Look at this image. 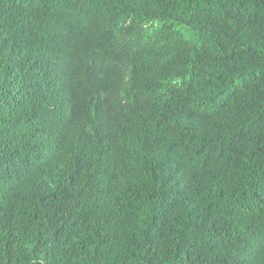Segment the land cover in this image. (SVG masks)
Returning <instances> with one entry per match:
<instances>
[{"label":"trees","instance_id":"1","mask_svg":"<svg viewBox=\"0 0 264 264\" xmlns=\"http://www.w3.org/2000/svg\"><path fill=\"white\" fill-rule=\"evenodd\" d=\"M0 264H264V0H0Z\"/></svg>","mask_w":264,"mask_h":264}]
</instances>
